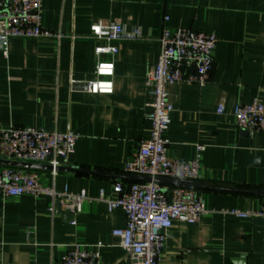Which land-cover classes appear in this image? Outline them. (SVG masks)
<instances>
[{
  "label": "crops",
  "instance_id": "1",
  "mask_svg": "<svg viewBox=\"0 0 264 264\" xmlns=\"http://www.w3.org/2000/svg\"><path fill=\"white\" fill-rule=\"evenodd\" d=\"M42 11L43 28L66 37L12 39L0 51V128L77 134L74 154L59 167L69 171L25 170L58 193H85L87 200L69 220L51 212L48 196L0 193V264H62L73 245L98 243L105 245V264H131L112 237L125 228V213H110L100 197L114 200L113 185L136 183L125 170L151 133L146 79L166 17L173 30L214 34L218 42L204 88L188 82L168 88V154L192 161L204 147L192 190L208 213L196 224L174 222L159 264H264V221L229 214L257 212L264 203V130L242 131L234 117L239 105H264V0H43ZM111 24L139 27L144 40L114 44L116 56L98 58L95 49L106 43L91 28ZM99 61L114 63L112 94L86 90Z\"/></svg>",
  "mask_w": 264,
  "mask_h": 264
},
{
  "label": "built area",
  "instance_id": "2",
  "mask_svg": "<svg viewBox=\"0 0 264 264\" xmlns=\"http://www.w3.org/2000/svg\"><path fill=\"white\" fill-rule=\"evenodd\" d=\"M43 0H0V51L7 50L12 39H56L66 36L42 26ZM164 19L159 38L160 52L153 71L147 76L146 87L153 97L151 133L140 141L136 156L127 164L126 174L133 177L165 179L175 182L200 181V162L204 147L198 146L192 161L174 160L168 154L165 135L171 123L173 107L170 103L169 86L188 82L204 88L214 67L217 38L214 34L194 29L173 30ZM92 36L106 43L95 49L96 57L116 56L119 49L114 44L143 41L141 28H127L111 24L107 28L93 26ZM96 79L86 84L91 94L113 93L114 63L97 62ZM218 114L224 113L220 106ZM234 117L238 128L250 134L264 130V105L254 101L236 107ZM79 136L73 132H46L36 128H0V160L48 165L59 168L66 165L75 152ZM0 193L4 198L29 195L34 198L48 196L53 200L54 213L57 201L70 212L79 213L87 200L85 193L75 195L65 190L56 192L40 183L33 173L20 168L0 166ZM116 199H106L101 192L100 200L106 202L111 213L121 209L126 216V226L112 231L115 245L127 252L131 264H159L165 250L167 233L174 222L196 224L208 211L203 199L194 190L184 187L166 189L151 183L113 185ZM238 218L264 221V203L257 212L232 211ZM103 243L94 246L73 245L62 259V264H105L101 258Z\"/></svg>",
  "mask_w": 264,
  "mask_h": 264
},
{
  "label": "water",
  "instance_id": "3",
  "mask_svg": "<svg viewBox=\"0 0 264 264\" xmlns=\"http://www.w3.org/2000/svg\"><path fill=\"white\" fill-rule=\"evenodd\" d=\"M0 166H5V167H13V168H20V169H32V170H50V171H69L67 169H63V168H52L51 166H44V165H37V164H29V163H19V162H12V161H5V160H0ZM132 180L136 183H155L157 185L160 186H176V187H184V188H188V189H194L197 188V184L196 183H192V182H175V181H169V180H165V179H154L151 180L150 178H141V177H133ZM264 193V192H262ZM62 204L60 201L56 202L55 205V210L56 213L62 216H65L67 219L70 220V218L72 217V214L69 210H66L65 212L62 211ZM239 264H243V262H239Z\"/></svg>",
  "mask_w": 264,
  "mask_h": 264
}]
</instances>
